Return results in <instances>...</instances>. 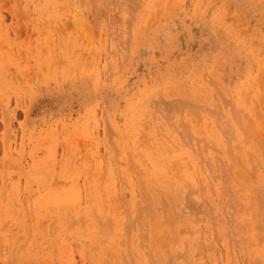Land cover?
<instances>
[{
    "label": "rangeland",
    "instance_id": "obj_1",
    "mask_svg": "<svg viewBox=\"0 0 264 264\" xmlns=\"http://www.w3.org/2000/svg\"><path fill=\"white\" fill-rule=\"evenodd\" d=\"M0 264H264V0H0Z\"/></svg>",
    "mask_w": 264,
    "mask_h": 264
},
{
    "label": "bare ground",
    "instance_id": "obj_2",
    "mask_svg": "<svg viewBox=\"0 0 264 264\" xmlns=\"http://www.w3.org/2000/svg\"><path fill=\"white\" fill-rule=\"evenodd\" d=\"M247 93H248V92H247ZM247 103H248V102H247ZM177 105H178V104H177ZM172 108H173V106H172ZM172 111H173V110H172ZM218 111H219V110H218ZM172 113H173V112H172ZM219 114H220V112H219ZM240 115H241V114H240ZM218 116H219V115H218ZM216 120H217V118H216ZM219 122H220V121H219ZM219 122H218V123H219ZM238 124H239V123H238ZM212 125H213V124H212ZM220 125H221V124H220ZM240 126H241V125H240ZM225 127H227V126H225ZM212 128H213V127H212ZM215 128H216V127H215ZM223 128H224V127H223ZM236 128H237V126H236ZM239 128H240V127H239ZM224 129H225V128H224ZM213 130H214V129H213ZM241 130H242V129H241ZM211 131H212V130H211ZM239 131H240V130H239ZM248 131H249V130H248ZM248 131H247V132H248ZM248 134H250V133H248ZM238 135H239V134H238ZM244 138H245V137H244ZM253 138H254V137H253ZM255 138H256V137H255ZM260 139H261V138H260ZM260 139H259V140H260ZM225 141H226V140H225ZM229 141H230V139H229ZM247 141H248V140H247ZM259 143H260V142H259ZM225 146H226V145H225ZM221 147H222V146H221ZM233 147H234V146H233ZM237 147H238V146H237ZM227 148H228V147H227ZM231 149H232V147H231ZM245 149H246V148H245ZM237 150L240 151V149H237ZM226 151H227V150H226ZM230 152H231V151H230ZM173 154H174V153H173ZM223 161H224V160H223ZM233 161H234V160H233ZM238 161H239V160H238ZM176 163H177V162H176ZM178 163H179V162H178ZM181 163H182V162H181ZM181 163H180V164H181ZM218 163H219V162H218ZM183 165H184V163H183ZM185 165H186V164H185ZM214 165H215V164H214ZM175 166H176V165H175ZM171 167H172V166H171ZM171 167H170V168H171ZM178 167H179V166H178ZM211 167H215V166H211ZM224 167H225V166H224ZM228 167H229V166H228ZM228 167H227V168H228ZM236 167H237V166H236ZM232 168H233V167H232ZM178 169H179V168H178ZM182 169H184V171L187 172V170H185V169H186V166H185L184 168H183V166H182ZM182 169H181V170H182ZM187 169H188V168H187ZM194 169H195V168H194ZM168 170H169V169H168ZM170 170H171V169H170ZM234 170H237V169H234ZM240 170H241V169H240ZM184 171H183V172H180V174H181V173H184ZM230 171H231V169H230ZM239 172H240V171H239ZM176 173H177V172H176ZM194 173H195V172H194ZM233 173H235V172H233ZM240 173H241V172H240ZM168 174H169V173H168ZM188 175H189V174H188ZM194 175H195V174H194ZM209 175H210V173H209ZM229 175H231V174H229ZM229 175H228V176H229ZM237 175H238V174H237ZM185 176H186V175H185ZM220 176H221V175H220ZM181 177H182V176H181ZM185 178H187V177H185ZM226 178H227V177H226ZM187 179H188V178H187ZM187 179H186V180H187ZM199 179H200V178H199ZM199 179H198V180H199ZM207 179H208V178H207ZM190 180H191V179H190ZM227 180H228V179H227ZM179 181H180V180H179ZM203 181H204V180H203ZM235 181H236V180H235ZM197 182H198V181H197ZM226 182H227V181H226ZM185 183H186V182H185ZM189 183H190V182H189ZM195 183H196V182H195ZM195 183H194V184H195ZM221 183H222V182H221ZM221 183H220V184H221ZM225 184H226V183H225ZM227 184H228V182H227ZM191 186H192V185H191ZM223 186H224V185H223ZM232 186H233V185H232ZM210 187H211V186H210ZM210 187H209V188H210ZM224 187H225V186H224ZM233 187H234V186H233ZM195 189H196V188H195ZM224 190H225V189H224ZM227 193H228V192H227ZM215 199H216V198H215ZM218 201H219V200H218ZM220 203H221V202H220ZM149 204H150V203H149ZM149 204H148V205H149ZM140 208H141V207H140ZM139 215H140V214H139ZM144 216H145V215H144ZM136 218H137V217H136ZM143 218H144V217H143Z\"/></svg>",
    "mask_w": 264,
    "mask_h": 264
}]
</instances>
